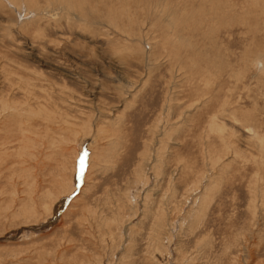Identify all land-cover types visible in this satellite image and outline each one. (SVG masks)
Wrapping results in <instances>:
<instances>
[{
	"label": "rangeland",
	"instance_id": "1",
	"mask_svg": "<svg viewBox=\"0 0 264 264\" xmlns=\"http://www.w3.org/2000/svg\"><path fill=\"white\" fill-rule=\"evenodd\" d=\"M258 58L264 0H0V264H264Z\"/></svg>",
	"mask_w": 264,
	"mask_h": 264
},
{
	"label": "bare ground",
	"instance_id": "2",
	"mask_svg": "<svg viewBox=\"0 0 264 264\" xmlns=\"http://www.w3.org/2000/svg\"><path fill=\"white\" fill-rule=\"evenodd\" d=\"M254 62H256V64L255 65H260V63L262 62V66H260L262 69H261V71L260 72H263L264 71V58H262V60H259V58L258 59H256ZM174 75V74H173ZM247 130H250V129H247ZM252 131V130H251ZM253 132V131H252ZM156 137V136H155ZM154 153V152H153ZM153 160V159H152ZM148 161V160H147ZM147 163V162H146ZM147 184V183H146Z\"/></svg>",
	"mask_w": 264,
	"mask_h": 264
},
{
	"label": "snow or ice",
	"instance_id": "3",
	"mask_svg": "<svg viewBox=\"0 0 264 264\" xmlns=\"http://www.w3.org/2000/svg\"><path fill=\"white\" fill-rule=\"evenodd\" d=\"M83 167H84V161L83 159L81 160V170H83Z\"/></svg>",
	"mask_w": 264,
	"mask_h": 264
}]
</instances>
